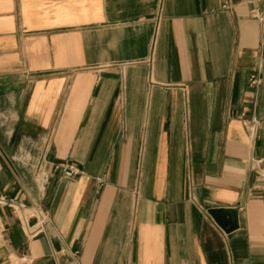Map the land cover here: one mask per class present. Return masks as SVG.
Here are the masks:
<instances>
[{
  "label": "crops",
  "instance_id": "crops-1",
  "mask_svg": "<svg viewBox=\"0 0 264 264\" xmlns=\"http://www.w3.org/2000/svg\"><path fill=\"white\" fill-rule=\"evenodd\" d=\"M258 6L0 0V264H264Z\"/></svg>",
  "mask_w": 264,
  "mask_h": 264
},
{
  "label": "built area",
  "instance_id": "built-area-1",
  "mask_svg": "<svg viewBox=\"0 0 264 264\" xmlns=\"http://www.w3.org/2000/svg\"><path fill=\"white\" fill-rule=\"evenodd\" d=\"M260 2V6L254 7V9L251 10V13L253 16L258 17L260 20H264V0H257ZM252 2V1H251ZM230 4H226V6H229ZM260 83L259 78H255L254 76L252 77L251 84L256 85ZM260 161V160H259ZM57 167H60L63 174L66 175L67 177H75L76 174L83 173L82 170H80L76 165H73L68 162H62L59 163ZM260 176L264 179V167H260ZM100 182H102V178H97ZM0 203H7L9 205H13V199L7 198L6 195H3L0 193ZM21 205V204H20ZM20 205L18 207H20ZM13 208L17 209L16 206ZM40 224L35 227L34 229H31L29 234H34L38 231L44 230L45 226L47 223H50V219L45 217L40 219Z\"/></svg>",
  "mask_w": 264,
  "mask_h": 264
},
{
  "label": "water",
  "instance_id": "water-1",
  "mask_svg": "<svg viewBox=\"0 0 264 264\" xmlns=\"http://www.w3.org/2000/svg\"><path fill=\"white\" fill-rule=\"evenodd\" d=\"M227 210H228L227 208H223V207H214V208H210L209 212L211 213L213 217L218 219L217 214L223 211H227Z\"/></svg>",
  "mask_w": 264,
  "mask_h": 264
}]
</instances>
